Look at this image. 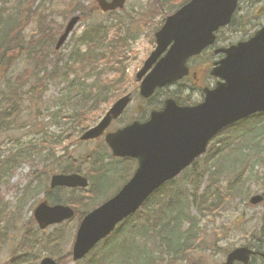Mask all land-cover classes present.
I'll return each mask as SVG.
<instances>
[{"label":"rangeland","instance_id":"374dc122","mask_svg":"<svg viewBox=\"0 0 264 264\" xmlns=\"http://www.w3.org/2000/svg\"><path fill=\"white\" fill-rule=\"evenodd\" d=\"M69 2L70 0H35L32 9L30 10L31 14L28 17L29 19L22 28L23 43L30 44L32 40L35 41L34 39L36 35H39L40 33V28L49 30L52 28L51 30L53 31V34H58V28L62 29L67 20L72 16L66 14L68 7L71 6L68 4ZM127 2L128 3L124 11H118V13H115L116 15L114 16L100 15L98 12H93V14L89 16L87 13H91V10L94 9V2L92 0H79L76 4L80 5V10L78 11L81 15H83V19L75 26L76 28L64 46V49L58 53L62 63L66 62L70 52L74 51L77 46L75 40L78 39V37L83 36L86 32H89L94 28L96 29L97 26L105 27L108 39L111 38L112 40L114 36L113 33L115 32L112 25L117 22L116 20H118L116 29L117 31L119 30V36L124 37L126 34L125 30L130 26V36L126 34L128 40L124 41L123 44L125 46V52L123 51L124 54L122 56L120 66L117 67L115 64H109L105 67L99 68L102 69L103 72V75L100 78V85L102 84L101 80H106L108 82L111 80L113 81L114 87L110 91L109 99L106 102H101L98 109L89 111V114L86 117L89 121H85V125L82 126L87 129L98 123L100 118L104 116V113L111 107L113 102L125 94H130L132 96L133 104H131L126 113L122 115V122L147 116L149 114V108L155 106L160 108L161 104L164 103V100H166L167 95H173L176 98H190L194 101L198 100V92L193 88V82L188 80L161 89L162 91L157 92L150 102H143V100L139 97V82L135 80V74L142 69L141 67L143 62L153 51L154 44L153 41L151 42V31L153 24H156L159 20L154 19L152 22H149L148 20L140 17L144 14V10L142 9L149 5L151 2L150 0H128ZM255 6L258 9H261L260 5ZM6 7H10V5L7 4ZM132 11L139 14L135 15L134 18L135 20H140L141 18L140 24L127 20V16L129 13L132 14ZM13 14L14 13H12V16ZM255 16H258L255 18V22H264V15L260 16L256 12ZM40 20H42V24L39 23ZM36 29L38 30L37 34L34 32ZM256 29L255 25L254 30ZM57 36L58 35H56V37ZM130 38L132 39L129 40ZM10 55L11 56L9 58L12 59V65H2L0 67V75H2L0 76V90L5 88L7 81L10 82L16 80L18 77H22L26 73L31 72L30 65L33 59L30 60L31 57L27 55V53L25 54L24 52H21V50L16 49ZM60 58H57V60ZM47 61L50 63L48 68L50 69V72H52V65L49 57L44 62ZM120 67L125 69V72L119 77L116 70ZM62 73L63 72L58 70L52 79H43V72L31 74V76L27 77L26 82L23 83L20 90V96L23 97L19 106L21 107L19 108L20 111L16 117V125L10 130L0 132V163L4 158L9 157L11 152L16 149H21V147H24L29 142L33 145H40L42 137L49 136L57 139V137H64V135H67V130L69 128L68 125L63 123L58 124V120L54 122L53 116H55L56 113L59 115L61 114L62 116L71 113L73 107L77 105L75 104L74 99L73 101L70 99L75 98L77 90L80 88L88 89L87 87L90 85L98 86L99 83H95L94 77H92L88 79L85 84L82 82L83 87L82 85H76L74 89H71L66 81L62 82L59 79ZM39 78H41L42 85H40L41 90L43 91V97L39 101L40 103L33 102L31 104L29 103L28 96L26 94L34 85L39 84L37 81ZM68 79H70V77ZM137 106H142V112H135V108ZM2 108H6L5 102L3 103ZM45 110H47L46 113ZM37 111L40 112V115L43 117H36L35 115ZM119 127L120 125L113 123L108 131L115 130ZM71 140L73 139L64 140L60 144L49 148L46 147L42 150L43 152L40 155H30L29 158H26L24 161L20 162V164L15 166L9 176L3 178L0 182V210L7 214V222L4 225L1 224L6 231L7 242L5 245L0 247V264H7L13 256L20 254L21 246L24 245V242H26L29 235L33 239L36 238L31 247L34 252L33 254L38 257V261L42 257H53L56 259L60 258L61 264H76L70 261L67 256L77 228L76 226L78 220L76 218L58 226H49L48 229L41 231L39 234L41 240H39V242L37 241L39 236L36 234L34 229V226L36 225L33 221L32 227H30L31 225L29 224L28 227L25 228L27 221L29 219L32 220V212L36 208L35 206L45 197L42 186L44 185L43 179L47 177L49 180L51 175L58 174L59 172L57 173L56 169L58 168V165L63 163L59 158L42 161L43 157L51 152L54 156H59L63 153V150L66 151L69 148L68 152L62 156V160H65L67 157L79 160L86 153L102 149L101 144L103 139L90 143H77L78 138H76V141ZM236 142L237 147L239 148H236L234 144L233 150L236 148V152L239 151V154L242 157L249 154L248 148L246 147L250 144L248 138L244 139V141L239 139L236 140ZM71 145L73 146L70 147ZM260 145L262 150H264V140ZM225 152H229V150ZM236 152L233 153L234 156L235 154L238 155ZM209 153L210 151H208L196 162L194 173L197 176L210 170L208 157H211L212 154ZM250 161L251 166H248L246 170L243 171V178L245 182L243 183V187H239L238 193L240 195L233 197L232 200L226 201V203L213 217L205 216L203 218L197 211H195L194 206L189 208L190 216L194 222L193 233L195 230L198 235L201 234L200 230H203L206 233V236L202 238L201 243H198L197 241L192 243H197L198 247L195 248V251L188 253V258L191 260V263L193 261L196 263L197 261L198 263L203 264H220L224 262L226 257V255L222 253V250H228L229 252L232 249L240 247L254 249L253 247L258 243V234L251 239L250 236L252 229H258L260 227L261 217L264 214V204H260V206H252L248 202L250 196L259 194L263 195V190L260 184L264 182V155H261V157L258 158L250 159ZM81 168L82 171L89 169V167L84 164H82ZM108 171L110 172V175L113 172L111 169H108ZM238 172L239 170L237 168L233 169L231 166L225 169L219 183L220 186L224 188L226 183L233 182L237 178L236 176ZM39 174H43V176L41 175L42 183L40 188H38L36 192H30L26 195V197H24L23 193L27 191V188H33L37 185L36 177ZM191 174V171H186L184 174H181L177 179L172 181L168 187H166V190H170V188H172L176 189V192L190 195L193 192V186L189 185L184 177H192V180L195 179L197 181V176L194 177ZM207 174L208 173H204L202 181L198 183L199 194L206 191L210 182V178ZM110 175L106 172L102 180H107V178L111 179ZM120 178L121 175L115 176L112 180L114 186H117L121 182ZM89 188L87 190H81L78 193H83L82 195L87 198L89 197L86 195ZM64 194H66L67 197L68 193ZM59 195L63 200V194L61 195L57 191L52 190L51 193L48 194V200L46 201L50 203L52 198L58 197ZM87 199V203H84L87 205L86 208H84L86 210H90L94 205L96 207L102 203L101 201L96 203V199L93 201ZM149 200L151 205L155 203V199ZM137 220V217L133 218L131 219V223H135ZM189 229L190 225L187 222H184L180 227V233ZM218 229H220V231ZM129 231L130 227L128 229V232ZM128 232L124 233V238L127 237ZM56 235L61 236L60 239H57L58 241L54 239V242H50ZM149 235L151 236L146 241H139L136 243V249L139 253H142L138 256L136 255L137 251L132 249L129 254L130 259L128 264H147V258L151 257L152 260L150 264H189L188 262L179 260L172 261L171 256H166L163 252H161L164 245H158L159 239H157L156 235L153 234L152 231H150ZM124 238H121L118 242H122ZM41 241L43 243L42 246L39 245L37 248L36 246H38ZM214 246H216V249ZM35 255L33 256L35 257ZM30 263L35 264L33 260ZM83 263L84 262H80L77 264ZM253 264H264V261L261 262L257 260L254 261Z\"/></svg>","mask_w":264,"mask_h":264},{"label":"water","instance_id":"95a60500","mask_svg":"<svg viewBox=\"0 0 264 264\" xmlns=\"http://www.w3.org/2000/svg\"><path fill=\"white\" fill-rule=\"evenodd\" d=\"M124 0H97L102 12L124 6ZM237 0H192L166 19L162 29L155 33L154 51L135 75L140 81L139 95L150 98L155 89L176 83L188 73L186 60L213 42V33L228 23ZM79 17L66 25L55 46L58 50ZM170 46V47H169ZM226 57L212 69L220 79L213 90H204V101L196 106H179L166 99L161 110L153 111L144 123L134 122L106 134L105 143L112 157L137 160L136 171L117 193L84 215L75 233L71 261H80L95 245L106 239L118 223L134 215L153 193L191 167L202 157L208 142L224 128L264 113V27L245 43L223 50ZM126 95L116 101L95 127L84 132L80 139L89 141L101 137L111 121L122 116L130 104ZM50 187L87 188L85 177L76 173L58 174L50 178ZM263 196H251L249 203L259 205ZM67 206L37 205L33 218L40 229L60 224L73 217ZM252 249L240 247L229 251L220 264H249ZM264 259V251L259 253ZM40 264H59L45 257Z\"/></svg>","mask_w":264,"mask_h":264},{"label":"trees","instance_id":"16d2710c","mask_svg":"<svg viewBox=\"0 0 264 264\" xmlns=\"http://www.w3.org/2000/svg\"><path fill=\"white\" fill-rule=\"evenodd\" d=\"M34 1L35 0H0V67L2 65H12V59L9 58L11 56L10 54L20 47L21 52H24L25 54L27 53V55L33 59L30 65L32 73L28 72L24 76L18 77L16 80L10 82L7 81L5 88L0 90V132L10 130L16 125V117L20 111L19 108L21 107L19 106L23 97L20 96V90L23 83L26 82L27 77L31 76V74L43 72V79H52L54 73L58 71V66L62 64L64 69L63 72H67L71 75V80L68 82L71 89H74L76 85H82L83 87L82 82L85 84L87 80L92 77H94L95 83H99L98 86L90 85L87 87L88 89L80 88L77 90L75 98L70 99L72 101L74 99V102L77 105L73 107L71 113L64 116L56 113L54 116V120L57 119L59 123L68 125V129H73V132L76 133L79 130L78 126L81 127L80 130H84V127L82 126L85 125V121H89L86 118L89 111L98 109L101 102H106L109 99L113 81L110 80V82H108L106 80H101L102 84L100 85L102 69L99 68L105 67L109 64H115L117 67L120 66L122 62L120 56H123L125 52V46L123 44L126 40H124L125 38L118 36L117 33L114 34L113 40L111 38L108 39L105 27L97 26L96 29L94 28L91 31L86 32L83 36H80L75 40L77 45L75 47L76 52L74 51L75 54L70 58H67L66 62L62 63L61 60H53L52 68H54L53 73L50 75V73H48L49 70L47 69L50 63L44 62L45 60L39 58L44 53L46 55L48 52L46 48L47 41L43 39V37L40 39L38 38L39 42H37L38 44L36 45L33 40L30 44H26L23 43L24 40L22 39V28L29 19L28 17L31 14L30 10L32 9ZM78 1L79 0H70L68 4L71 6L67 9V15H73L80 10V5L76 4ZM92 1L95 3V0ZM7 4H9L10 7H6ZM12 13H14L13 16ZM87 15L91 16L90 13H87ZM39 23L42 24V20H40ZM51 29L50 31L52 32ZM42 32H44V30L41 28L40 33ZM54 41L55 39L51 37L49 41L50 47H52ZM124 70L125 69H122L121 67L117 68V75L119 77L120 75H123ZM67 73H63L59 77L62 82L69 80ZM37 81L39 84L34 85L26 94L28 96V101L31 104L33 102L38 103L43 97V91L41 90L40 85L41 78ZM168 97H172V95H169ZM3 101L6 103V108H2ZM218 137V140L213 142V146L211 145L209 154L212 155L211 157H208L210 170L197 176L194 173L196 163L191 165L190 169L186 170L187 172L191 171V175L194 177L197 176V181L195 179L192 180V177H184L186 182L193 186V192L190 195L176 192V189L172 188L166 190V187H168L172 181L162 186L159 188L158 192L149 198L155 199L154 204L151 205V202H149L150 200L148 199L135 216L128 218L127 221L121 224L114 234L96 246L94 252H92L88 258L84 259L83 264H128L130 259L129 254L132 249H135L137 251L136 255L140 256L142 252L139 253L136 249V243L149 239L151 236L149 235L150 231H152L157 239H159L158 245H164L161 252L166 256H171L172 261L179 260L188 262L189 264H203L198 263L197 261L196 263L194 261L191 263V260L188 258V253L195 251V248L198 247L197 243H192L195 241L201 243L202 238L206 236V233L203 230H200V235H198L196 230L193 233L194 222L190 216L189 208L194 206L195 211H197L203 218L205 216L213 217L226 201L232 200L233 197L240 195L238 193L239 187H243V183L245 182L243 171L246 170L248 166H251L250 159L264 155V150H262L260 145L264 140V113L256 114L241 123L234 124V126L224 129L223 133ZM246 138L250 141V144L246 146L249 154L242 157L239 154V151L236 152V148H239L237 147L236 140L240 139L244 141ZM41 140L42 142L40 145H33L29 142L24 147H21V149H16L11 152L9 157L2 160L0 163V182L3 178L9 176L15 166L20 164V162L24 161L26 158H29L30 155H40L43 152L42 150L46 147H52L60 144L63 140H66V136L57 137V139L45 136L42 137ZM234 144L236 147L235 150H233ZM101 148L102 149L86 153L79 160H74L71 157L62 160V156L59 157L63 163L58 165V168L56 169L57 173H82L88 177L89 182H91V187L88 194H86L89 196L87 197L88 199L82 195L83 193L80 194L74 190H62L60 194H63V200H61L60 195L52 198V201L56 203H59L61 200V202H64L65 204L68 203L70 205H75L79 210L77 212L78 219H81L82 215L88 211L84 209L87 206L84 204L87 203L86 199L92 201L96 199V203L104 200V198L111 194V190H115L116 188L112 181L115 176H125L120 184L121 186L131 175L130 160L111 158L103 143ZM227 150H229V152H225ZM234 152L238 153V155L235 154L234 156ZM49 159L54 160L55 157L49 153L43 157L42 161ZM81 163L89 167V169L82 171ZM229 166L233 169L237 168L239 172L237 173V178L233 182L226 183L224 188H222L219 183L222 179L223 172L225 169L229 168ZM108 169L113 170L111 175ZM106 172L109 173L111 179L107 178V180H102ZM204 173H208L207 176L210 178V182L206 191L199 194L198 183L202 181ZM41 175L39 174L36 177V187L29 188V190L27 188V191L23 193L24 197L30 192H36L37 189L40 188L42 183ZM43 184V189L47 195L49 190L47 186V178L43 179ZM260 185L264 196V182ZM64 193H68L67 197ZM136 217L138 220L135 223H131V219ZM6 222L7 214L0 210V247L7 242L6 231L3 227ZM184 222H187L190 225V229L180 233V227ZM2 223L3 225H1ZM129 227L130 231L128 232ZM218 230L220 231V229ZM35 232L39 236L40 231L35 228ZM126 232H128V235L124 238V233ZM257 234L259 235V239L257 240L258 243L253 248L255 252L258 253L264 249V214L261 217L260 227L258 229H252L250 239L257 236ZM55 237L50 242H54V239H60L61 236L56 235ZM121 238H124L123 241L118 242ZM35 240L36 238L33 239L29 235L26 242H24V245L21 246L20 254L13 256L7 264H31L30 262L32 260L37 264L36 261H38V257L33 254L34 252L31 247ZM41 244L42 242L38 244V247ZM214 247L216 249V246ZM222 253L227 255L228 250H222ZM33 255H35V257ZM67 256L69 257L70 253ZM151 260L152 257L147 258V264H150ZM257 260L261 261L258 256H253L250 264H253V262Z\"/></svg>","mask_w":264,"mask_h":264},{"label":"flooded vegetation","instance_id":"af4514ba","mask_svg":"<svg viewBox=\"0 0 264 264\" xmlns=\"http://www.w3.org/2000/svg\"><path fill=\"white\" fill-rule=\"evenodd\" d=\"M127 1L128 0H124L125 3L122 9H118L116 11H109L107 13H102L99 10H96L95 12H98V14L100 15L114 16L115 13H118V11L120 12L124 11L128 3ZM150 1L151 2L149 3V5L146 8L142 9L144 10V14L141 15L140 17L148 20L149 22H152L154 19L159 20L156 24H153V28L151 31V35L153 37V38L151 37V42L153 41V44H154V35H155L154 33L163 27L166 19L169 17H172L174 14L178 12L180 8H182L185 4H188L192 0H150ZM255 5H260L261 9H258ZM256 12L260 16L264 15V0H237L234 10L229 16L228 23L218 26V28L214 31L213 42L209 43L207 46L203 47L199 52H197V54H194L193 56L187 59L185 66L188 68V73H187V76L184 77V79H182L181 82H185L187 80L193 82V85H194L193 88L198 92V98H197L198 100L194 101L190 98H185V99L178 98L179 103L182 106L200 105V103L204 101V90L206 88H209V89L214 88L217 85L218 78L213 76L211 72H212V69L216 66L215 64L219 63L222 59L226 57V54L223 52V50H226L230 48L231 46H236L241 43L248 42L255 35V30H254L255 25L257 29L263 28L264 26L263 21H262L263 23L255 22L256 21L255 18L258 17V16H255ZM135 15H139V14L132 11V14L129 13V15L127 16V20L133 23L140 24L141 18L140 20H135L134 18ZM116 21H117L116 23L118 24V20ZM43 30L44 32L39 33V35H36L34 39L35 40L34 44L37 45L38 44L37 42H39L38 38L40 39L41 37H43V39L47 41L46 48L48 52L46 55L44 53L39 58H41L42 60H47V58L49 57L50 61L53 62V60L60 58L58 53L62 49H64V46L66 45L70 37L63 44L60 50H56L55 44L58 41V37L62 34V32L56 37L57 33L53 34V31L51 32L49 29L43 28ZM130 30H131L130 26L125 30L126 34L129 36L131 32ZM34 32H36L37 34L38 30L36 29V31L34 30ZM58 32H59V28H58ZM51 37L55 39V42H54L55 44L53 43L54 46L52 45V47L49 46V41ZM129 40H131V38ZM74 51L70 52L67 58H70L73 54H75L76 51L75 52ZM52 73H53V70H52ZM113 87H114V84H113ZM144 101L147 102L148 100H144ZM131 104H133L132 96H131ZM155 109H160V108L156 107ZM155 109H152V111ZM150 111L151 110H149V112ZM135 112L137 113L142 112V106H137L135 108ZM149 116L147 115L143 118H134L130 121L128 120V121H123V122H122V119L117 120V121H112L111 126L113 123L114 124L117 123L118 125H120L119 128H122L123 126L131 124L134 121H138L140 123L145 122V120H147ZM72 137L74 136L71 133H68V135L66 136V140L72 139ZM217 138L218 137H214L212 141H210V145H213V142H215ZM90 142H95V141L90 140L88 142H83V143H90ZM103 142H104V137H103ZM72 146L73 145H71L70 147ZM68 149L66 150V152H68ZM210 149L211 147H209V151ZM132 162H133V165L136 166L137 161L135 160ZM73 209H74V212L78 210L76 206H73Z\"/></svg>","mask_w":264,"mask_h":264}]
</instances>
